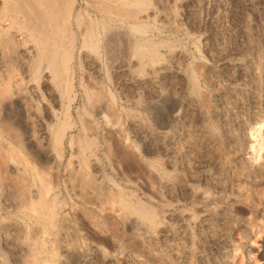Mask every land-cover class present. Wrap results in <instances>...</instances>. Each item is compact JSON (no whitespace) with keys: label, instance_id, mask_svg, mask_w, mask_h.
<instances>
[{"label":"rangeland","instance_id":"374dc122","mask_svg":"<svg viewBox=\"0 0 264 264\" xmlns=\"http://www.w3.org/2000/svg\"><path fill=\"white\" fill-rule=\"evenodd\" d=\"M50 3L0 0V264H264V0Z\"/></svg>","mask_w":264,"mask_h":264},{"label":"bare ground","instance_id":"6f19581e","mask_svg":"<svg viewBox=\"0 0 264 264\" xmlns=\"http://www.w3.org/2000/svg\"><path fill=\"white\" fill-rule=\"evenodd\" d=\"M39 1L41 2L42 5H45V10L49 15H54L55 10L49 7L50 5L52 7V4L51 3L49 4L50 0H39ZM90 36L93 38L94 33L90 32ZM192 81L195 83L196 78L192 77ZM59 119H61V118H59ZM59 119H58V121H59ZM64 135H65V132L58 133L54 137V139L58 143H61ZM49 136H50V140L51 139L53 140V134L49 133ZM251 136H252V139H251V142H249L250 154H251V157L254 158L255 161H258L262 157V154L264 152V123L262 121H258L257 125L252 128ZM89 146H90V143L88 141H85V142L83 141L81 143V151L82 150L85 151ZM235 257H236V253L232 257L233 261H234Z\"/></svg>","mask_w":264,"mask_h":264}]
</instances>
